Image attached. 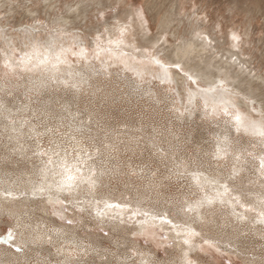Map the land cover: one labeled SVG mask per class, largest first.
Returning a JSON list of instances; mask_svg holds the SVG:
<instances>
[{
	"label": "rangeland",
	"instance_id": "obj_1",
	"mask_svg": "<svg viewBox=\"0 0 264 264\" xmlns=\"http://www.w3.org/2000/svg\"><path fill=\"white\" fill-rule=\"evenodd\" d=\"M86 1L88 12L77 10L81 0H0V184L20 189L30 179H38L43 158L34 156L33 149L39 141L50 150L54 140L70 158L74 147L87 148L96 157L95 165L104 173L96 196L110 197L121 208L110 210L113 219L98 222L85 214L83 224L71 226L49 215L43 200L20 205L31 201V196L21 194L15 199L16 207L36 212L34 216L22 213L26 223L35 226L36 219L44 220L38 232H43L41 237L51 233L52 240H38L31 234L37 231L20 226L15 216L0 207V251L7 260L0 264H264V218L247 203L250 199L264 202V134L256 125L264 119V110H257L259 103L264 104V84H258L254 97L240 87L234 101L243 104L245 117L239 122L235 105L226 115L222 103L215 104L211 94L201 91L208 88L205 82L192 83L176 64L171 65L174 80H163L158 75L163 67L142 56L150 52L151 57L166 60L165 53L174 55L178 44L196 39L197 33L189 30L202 24L223 43L211 54L226 61L229 44L224 38L236 30L242 35L245 53L233 60L240 68L249 66L245 75L256 79L255 74H264V0ZM129 11L133 15L128 16L121 36L119 19ZM162 21L167 28L161 29ZM31 33L36 40H30ZM53 36L55 42L48 43ZM118 40L123 43H112ZM137 43L142 46L134 48ZM97 46L104 48L99 55ZM82 47L87 57L65 52L62 58L68 63L57 72L70 81L69 69L79 73L78 89L54 83L43 68L23 66L26 55L32 54L35 60L37 48L42 56L52 48L54 58L61 50L78 52ZM199 51L201 47L192 55L198 56ZM137 59L146 63L142 78L125 66L132 67V61L137 65ZM184 75L191 88L183 84ZM45 77L47 82L41 84L40 78ZM189 91L197 93L193 104L188 103ZM204 97H209L207 106ZM251 102L257 109L248 108ZM212 105L218 108L215 112ZM198 169L229 180L242 190L245 201L226 189L222 196L233 203L218 197L209 205V188L194 178ZM189 205L193 211H184ZM128 206L142 215L130 221ZM137 220L146 221L140 232ZM187 221L200 230L190 243H185L188 234L175 227L185 222V228ZM58 226L66 229V239L51 231ZM9 227L15 229L14 237L6 234ZM188 245L191 257L186 259L183 247Z\"/></svg>",
	"mask_w": 264,
	"mask_h": 264
},
{
	"label": "snow or ice",
	"instance_id": "obj_2",
	"mask_svg": "<svg viewBox=\"0 0 264 264\" xmlns=\"http://www.w3.org/2000/svg\"><path fill=\"white\" fill-rule=\"evenodd\" d=\"M125 29H121V36L124 35ZM232 40L237 44L240 41V36L233 34ZM112 43H123V40L113 41ZM99 49V46H97ZM104 51V49L98 50L99 52ZM109 51H111L109 49ZM65 52H71L73 57L79 56L80 58L87 57V49L80 48L78 52L72 51L71 49L61 50L55 54L53 58L50 52L43 54L41 58V53L39 49H34L35 53V64L33 68H43L45 72L51 73V79L54 83H59L65 87L71 86L74 89L79 88V83L71 82L75 81L77 77L80 76L79 73L73 74L68 72L67 75L71 78L69 79H59L57 80L56 74L59 71V67L62 64H67L68 61L62 58ZM126 55V53H125ZM151 56V53L148 54ZM155 60V58H153ZM33 56L29 55L25 60V63H32ZM155 63L159 64V60H155ZM128 67V70L133 72L137 77H143V72L137 68ZM177 70H181L180 65L175 66ZM103 70L107 71V66L103 67ZM185 75H188L185 73ZM189 80L192 83L196 81L189 75ZM163 82V81H161ZM203 92H215V88H205L201 89ZM196 93L189 91L188 92V103L193 104L195 102ZM209 103L208 99H204V104L207 106ZM214 103H222L221 101H215ZM215 107H213V112H215ZM225 114H228L227 109H224ZM239 121L240 117L235 118ZM54 147L52 149H44L42 143L37 141L36 148L33 149V155L41 157L39 161L40 167H38V179L29 180L27 184L20 189L24 195H29L33 200H43L49 208V215H51L55 220L60 221L61 223L75 226L77 223H84V216L87 214L89 217L96 219L98 222H104L110 219H113L114 216L110 215V210L121 208V205L112 203L109 199L99 198L96 196V192L100 187V178L104 175L95 165L96 157L88 151L87 148L83 147H74L73 155L70 158L67 155L66 150L61 149V145L56 143L54 140L50 141ZM97 155L99 154V149H96ZM51 176L52 182H49V177ZM226 188V185H225ZM0 191L4 195L5 199L13 197L14 199H19V196H15L16 186L14 184H0ZM81 193H84L82 196ZM223 193H217V197L222 196ZM214 200L209 198L207 203L209 205L214 204ZM223 202V201H221ZM199 208V205H197ZM127 211L130 213L129 220L131 221L134 217H139L142 213L138 210L133 211V209L128 206ZM184 211L191 212L193 211L192 206H187ZM66 213H71V215H66ZM79 214V217H77ZM145 217L150 219H155L154 216H150L149 213H143ZM121 216H123V209L121 210ZM30 220L31 218L28 217ZM201 222L203 218L201 217ZM21 220H24V217H21ZM123 223V219L121 220ZM138 224H144L145 220H137ZM165 222L171 223L170 220ZM25 228L32 227L34 231H38L41 223L38 221L35 226L30 223H24ZM47 227V225H44ZM57 235H63L62 229L53 228L51 229ZM6 234L15 236V229L9 227ZM107 234V233H105ZM190 236H198V232H189ZM46 238L49 242L52 240L51 235H46ZM190 240H186L185 243H190ZM20 249L17 248V251ZM187 257V253H185ZM187 264H192L191 261H187Z\"/></svg>",
	"mask_w": 264,
	"mask_h": 264
},
{
	"label": "bare ground",
	"instance_id": "obj_3",
	"mask_svg": "<svg viewBox=\"0 0 264 264\" xmlns=\"http://www.w3.org/2000/svg\"><path fill=\"white\" fill-rule=\"evenodd\" d=\"M108 1V0H107ZM121 1V0H119ZM100 4L103 3L102 0L99 1ZM79 7L77 10H81L80 8H82V10L84 12H88V6H89V3L86 1V0H81V2L78 4ZM178 6H176L174 9H173V13L174 11H176L178 8ZM177 14L180 15V12L178 11ZM86 15V14H85ZM133 15V11H129L126 16L127 17H121L119 19L120 23L119 25L117 26L118 28H122L124 27L126 24H129V21L127 20L128 16H132ZM182 18V16H179ZM143 18L148 21L147 19V16L143 15ZM183 20V19H182ZM70 21V20H69ZM184 21V20H183ZM62 22V21H61ZM135 22V19H131L130 21V24H134ZM182 22V21H181ZM180 22V25H182V23ZM140 23V22H139ZM64 24V23H63ZM65 25V24H64ZM135 25V24H134ZM191 25V24H190ZM166 26V27H165ZM202 24H199L198 27L196 26H193V29L192 30H189V32H196L197 33V38L196 39H191V40H187L186 42H181V44H178L177 47H176V50H175V54L174 55H168L165 53L164 56H166V60H164V57L162 58L161 56H154L155 57V60H159L160 63L158 64L159 66L161 65L163 67V69L160 71V73L158 74L160 76L161 79L165 80V79H171V80H174V73H173V70L171 69V65L172 64H176V65H181L182 67V70L187 72L188 75L187 76H191L195 81H196V84L197 86H200L199 83H198V80L200 81H203L205 82V84L208 86V88H215V92H203V93H209L213 96V98L216 99V101H221L222 104H223V108L229 110L230 108V105L232 106H236L239 110H237V114H233L237 117L239 116L241 120V122L243 121L242 118H244L245 116L243 115V113L241 112L242 111V108L241 106L243 105L241 102H235V98H237V94L240 92V87L244 88L243 90L245 91H248L250 92V97H254L255 96V92L259 89V86L258 84L262 85L264 84V74H260V75H254L256 76L255 78L256 79H253V78H250L248 77V75H245V69L246 68H249V66H246L245 69H243L244 67L240 68L239 67V63L236 61V60H233V57L236 56L237 59H240V55L241 54H244L245 53V49L243 48L241 42L239 41V43L237 44L235 41L232 40V36L233 34H236V35H239L240 36V40H242V35L240 32H237L236 30H232L231 33L229 34V37L228 38H224L225 40V43L226 44H229V47L226 49L229 53V58L226 60V61H220V60H216L214 58V56L211 54V50L214 48V47H219V46H222L223 43H221L220 38L218 36H214L213 34H210V32H208L207 30H204L202 28ZM116 27V26H115ZM126 27V26H125ZM160 27L161 29L163 28H167V24L165 23L164 24V21H162L160 23ZM66 28V27H65ZM146 28V27H145ZM147 28L148 30L151 28L150 25H147ZM34 30V29H33ZM35 31V30H34ZM142 31V30H141ZM248 31L249 29L247 28L246 29V35L248 34ZM65 32V31H64ZM164 32V31H163ZM179 33V32H178ZM177 33V37H179ZM176 36V34H175ZM184 36H182L183 38ZM30 40H36V37L31 33V36H30ZM56 37L53 36V39H50L48 40L47 42L52 44L53 42H55V39ZM161 37H159L160 39ZM125 39V37H124ZM150 38H146L145 40L146 41H151L149 40ZM227 39H229V41H227ZM127 40V38H126ZM157 44L158 41V38L157 40H155ZM138 42V41H137ZM153 42V40H152ZM57 43V41H56ZM153 43V44H154ZM36 44V43H35ZM39 45V44H38ZM57 45V44H56ZM142 45L140 43H137L134 48H138V47H141ZM39 47V46H38ZM54 47H57V46H54ZM197 47H201V51L197 52L199 55L196 56V55H192L195 53V51L197 50ZM35 48V47H34ZM48 51L47 52H51L52 48H47ZM104 49V48H103ZM45 50V49H44ZM149 50V49H148ZM165 50V47L162 48V51ZM32 52V51H31ZM45 52V53H47ZM103 52V51H102ZM100 52V54L102 53ZM158 52V51H157ZM150 53V52H149ZM134 54V53H133ZM32 54H28L26 55L24 58H23V66L26 67V66H29L30 68H32V65L35 64V60L33 58L32 60V63H25V60L27 59V57ZM139 55V54H138ZM67 56V55H66ZM134 56V55H133ZM140 56V55H139ZM143 57H146L147 59L151 60L153 59V57L151 56H147V55H142ZM34 57V56H33ZM41 58H43V56L41 55ZM139 59V58H138ZM137 59V65L135 64V61L133 62H130V65H132V67L134 68H137L139 70H141L143 72V75L147 72L145 69L147 67L146 66V63L144 60H138ZM251 59H252V56H251ZM130 61V60H128ZM249 62L251 60H248ZM155 62V61H154ZM240 62H242V60H240ZM129 63V62H128ZM139 63V64H138ZM148 64V63H147ZM149 64H152V63H149ZM155 64V63H154ZM107 65L109 66L110 63H107ZM106 65V66H107ZM129 65V64H128ZM250 65V64H249ZM158 66V67H159ZM152 68V67H151ZM64 68H62L61 66L59 67V71L63 70ZM150 69V68H149ZM251 69V68H250ZM154 70V69H152ZM150 70V71H152ZM181 70V71H182ZM182 71V72H183ZM69 72H72L73 73V69H69ZM74 74V73H73ZM154 74V73H153ZM250 74V73H248ZM58 74H56V78L57 80L59 79H67V77L65 76H57ZM180 74H178L179 76ZM185 76V75H184ZM51 76H49L48 78H50ZM181 77V75H180ZM179 77V78H180ZM252 77V76H251ZM182 78V77H181ZM47 78H40V83L43 84V83H46L47 82ZM183 80V84L186 85V84H189L190 85V88L192 87L191 83H188L187 82V78L186 76L181 79ZM260 80V81H259ZM78 81V78H76L75 82ZM82 81V80H81ZM83 82V81H82ZM202 86V85H201ZM203 88V87H202ZM237 90V91H235ZM217 94H214L216 93ZM238 92V93H237ZM202 93V92H201ZM200 93V94H201ZM246 94V93H245ZM206 96V95H205ZM196 97H197V93H196ZM207 97V96H206ZM204 97V99H208ZM211 98V97H210ZM210 100V99H209ZM195 102H196V98H195ZM194 102V103H195ZM216 104V103H215ZM260 106L259 108L257 109L254 105L253 102L251 103H248L247 106L248 108L251 106V107H254L253 109H257L259 110V112H262L264 110V104H261L259 103ZM234 106V107H235ZM215 107V109L217 110V106H214L212 105V108ZM244 112V111H243ZM245 114V113H244ZM246 115V114H245ZM244 116V117H243ZM247 117V116H246ZM240 122V121H239ZM250 124H256L255 122H250ZM243 125V123H242ZM245 126H247V128H250L249 125L246 123L244 124ZM257 125V128H258V132L259 133H263L264 134V119H260L258 121V123L256 124ZM255 125V126H256ZM254 128V127H252ZM252 131H256V129L252 130ZM194 173V178L195 180H198L200 184H202L204 187H208L209 188V191H210V197L208 198H211L213 200H215L217 197V193H222V192H226L225 190L226 189H229L231 191L232 194H235V195H239V200L240 202H243L245 201L243 198H244V195L242 194V190L239 191L238 189H235L233 186V184L227 180V179H223V178H220L218 176H210L206 173L203 172V170H195ZM49 182L51 183L52 182V179H51V176L49 177ZM223 183L222 186L219 185V183ZM225 185H226V188H225ZM25 186V185H24ZM24 186L20 187L23 188ZM20 189H16V192H15V196H21V194L23 195V192L20 191ZM208 191V190H207ZM82 196L84 194H81ZM229 195V194H228ZM29 196V195H28ZM24 197V196H23ZM26 198V197H25ZM220 198L222 200H228L230 203H233V201L230 199V197H224V196H220ZM104 199H109L112 203H114V199H111L110 197H104ZM31 201H28L26 203H23L20 204V205H26L27 207L32 205L33 202L32 200L33 199H29ZM12 202L14 203V206H11L10 204H6V202ZM20 203V202H19ZM215 203V202H214ZM225 203V202H224ZM247 203L251 206H254L256 209H258L261 213H262V216L264 218V202H259L257 201L256 199H250L247 201ZM246 204V203H245ZM17 206V202L15 201V199L13 197H9L8 199H5L4 198V195L2 194V191H0V207H3L4 210H7V212H9L10 214H12L13 216L16 217V220H17V224H19L20 226L23 227V224L26 222L25 219L22 221L21 219H19V216L23 217L22 216V213H25V212H28L29 215L30 214H36V212L32 209H29V208H26L25 210H22L21 206ZM113 211H120V208H116V209H112ZM111 210V211H112ZM124 213V212H123ZM199 214H202L203 212L200 210L198 211ZM34 216V215H33ZM161 217V216H160ZM21 220V221H20ZM34 220V219H33ZM37 221H39L38 219H36ZM152 220V219H151ZM154 220V219H153ZM181 220V219H179ZM201 220V219H199ZM263 220V219H261ZM260 220V221H261ZM33 222V221H32ZM40 223H46L44 220H41ZM185 222H182V225H179L181 223H179L178 225H175L176 227V231H180V229H182L184 232H186V234H188L185 238L186 240H190V241H193L194 238L192 236H189V232L192 231V232H200V230H198L197 226L191 222V221H187L186 222V227L184 228L183 227V224ZM48 226V225H47ZM57 226V225H55ZM59 227V226H58ZM30 228V227H29ZM32 228V227H31ZM62 229L63 230V235H59V237H64L66 239L67 235H64L66 229H64L63 227H59V229ZM138 231L140 232L142 230V228H144V224H140L138 226ZM24 229V228H23ZM30 230V229H29ZM22 231V230H21ZM32 231H30L31 233ZM23 233H25V231H23ZM29 233V232H27ZM29 233V234H30ZM43 233V232H42ZM41 232H35V233H31L33 235H35L34 237L38 238L39 240V237L43 236L41 235L42 234ZM181 233V231H180ZM67 234V233H66ZM46 235H52L51 233H47L45 234ZM31 236V235H30ZM53 236V235H52ZM58 236V235H57ZM33 237V238H34ZM31 238V237H30ZM32 238V239H33ZM54 238V237H53ZM57 238V237H55ZM179 238V236H178ZM41 241L43 240L42 238H40ZM58 239V238H57ZM61 239V238H60ZM64 239V240H65ZM27 240V239H26ZM30 240V239H28ZM35 240V239H33ZM36 241V240H35ZM45 241V240H44ZM186 245V244H185ZM183 249H185V253H187V257H185V253L183 254V256L187 259V258H190L191 257V253L188 252V250L190 249V245L188 246H184ZM3 252L0 251V260L1 262H7L4 261V258L1 257V254ZM9 255V254H8ZM7 255V256H8ZM9 258L11 256H8ZM6 258V257H5ZM8 258V259H9ZM7 259V258H6ZM12 259V258H11ZM10 260V259H9ZM10 263V262H9Z\"/></svg>",
	"mask_w": 264,
	"mask_h": 264
}]
</instances>
